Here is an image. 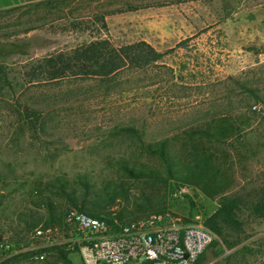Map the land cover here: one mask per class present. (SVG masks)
Wrapping results in <instances>:
<instances>
[{"label": "rangeland", "instance_id": "rangeland-1", "mask_svg": "<svg viewBox=\"0 0 264 264\" xmlns=\"http://www.w3.org/2000/svg\"><path fill=\"white\" fill-rule=\"evenodd\" d=\"M115 6L64 0L0 12V235L11 244L0 264H67L60 249L40 257L49 247L32 225L59 221L75 204L122 222L162 211L166 222L206 224L223 196L209 197L203 187L214 181L189 173L197 162L185 148L197 141L228 168V193L264 189V0H154L107 15L104 27L98 17ZM31 24L43 25L26 32ZM101 38L146 42L160 56L109 77L39 74L50 55ZM214 118L240 129L222 143L194 133ZM239 219L201 264H264V210L247 205Z\"/></svg>", "mask_w": 264, "mask_h": 264}, {"label": "trees", "instance_id": "trees-1", "mask_svg": "<svg viewBox=\"0 0 264 264\" xmlns=\"http://www.w3.org/2000/svg\"><path fill=\"white\" fill-rule=\"evenodd\" d=\"M113 1L117 7L115 6L105 9L98 17L102 20L104 27L106 26L107 15H110L114 12H123L125 10L144 8L146 6H150L154 0ZM62 3H64V0H45L28 6L38 7L47 5L55 7V5H60ZM72 12L73 11L71 8L69 15H74ZM42 25L43 24H31L24 30L28 32ZM73 26L75 28L80 27V22L78 21L74 23ZM159 56L160 54L155 50V48L146 42H137L129 45L117 46L110 39L101 38L84 42L68 52L61 51L57 54L50 55L44 61L45 66H38V71L40 75L46 74V78L48 80H57L66 76L109 77L121 72L122 70H125L126 68H148L156 63V61L159 59ZM33 72L32 75L35 74ZM3 88L4 87L0 86V93L2 92ZM217 121L218 120L215 118L212 119L207 124L206 128L194 131V133H203L207 135L209 141L213 142V138L219 143H222L227 139V137L229 138L234 136L232 134L240 129L236 123L231 122V118H223L220 119L219 122ZM214 129L218 130V133ZM215 131L220 136H217ZM190 145V148L185 149H188V151L192 152V155L194 156L197 163L193 168L194 170L192 169L193 172L189 173H195L197 178H202L203 182L206 183L214 181L211 190L206 185L203 187L205 190H207V195L209 197H215L217 195L223 196L221 198L220 207L210 217L207 218L206 224L217 237H220L223 242H227V237L231 229L238 228L242 223L239 219V212L242 210V207L251 205L254 211L257 209L264 210V189L261 192L254 190V193L253 190H251V192L239 191L228 193L233 184V179L231 174H229L228 168H224V163H222L221 159L217 157L215 150H211L210 148L206 147L205 143L202 144L201 141H197V143ZM164 146H166L165 142L163 143L162 152L164 158L167 159L168 169L172 174L174 172V161L171 158L170 153L165 151ZM193 182L199 185L201 184V181ZM75 206L76 209L87 212L91 215L105 216L110 221V223L114 224V217L110 215H99L93 209H88L84 203L75 204ZM49 223H54V221H50ZM32 226V228L36 227L34 225ZM0 240H3L2 235H0ZM216 244H220L217 238L213 241L210 247ZM229 245L231 246V244ZM53 249H60L59 252L64 261L67 264H73L71 260L68 259L67 251H64L60 247L46 248L40 250V253ZM205 253L199 258L197 264L202 263ZM15 258L16 256L6 259L1 264H11Z\"/></svg>", "mask_w": 264, "mask_h": 264}, {"label": "built area", "instance_id": "built-area-1", "mask_svg": "<svg viewBox=\"0 0 264 264\" xmlns=\"http://www.w3.org/2000/svg\"><path fill=\"white\" fill-rule=\"evenodd\" d=\"M32 236L49 248L78 253L82 264H197L216 239L200 219L166 222L164 213L156 211L130 222L114 218L112 224L105 216L78 209L57 222L39 224ZM10 249L8 241L0 240V259L2 250Z\"/></svg>", "mask_w": 264, "mask_h": 264}, {"label": "crops", "instance_id": "crops-1", "mask_svg": "<svg viewBox=\"0 0 264 264\" xmlns=\"http://www.w3.org/2000/svg\"><path fill=\"white\" fill-rule=\"evenodd\" d=\"M45 0H0V12L13 11L19 7L28 6Z\"/></svg>", "mask_w": 264, "mask_h": 264}]
</instances>
